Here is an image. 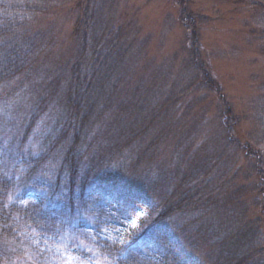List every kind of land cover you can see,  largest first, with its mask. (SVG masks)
<instances>
[{
    "label": "rangeland",
    "instance_id": "obj_1",
    "mask_svg": "<svg viewBox=\"0 0 264 264\" xmlns=\"http://www.w3.org/2000/svg\"><path fill=\"white\" fill-rule=\"evenodd\" d=\"M17 4L30 10L10 26L9 40L29 42L24 45L28 54L20 58L18 70L14 67L16 75L0 76L1 122H19V106L10 109L11 101L25 103L22 108L32 102L27 107L31 115L41 110L44 125H53L46 119L49 113L52 118L69 115L67 104L74 95L78 104L80 97L90 100V92L97 90L101 106L80 108L81 116L72 117L71 124L85 123L81 144L94 155L91 164L124 172L127 184L147 195L143 209L129 221L123 209L95 210L103 215V242L115 237L110 232L129 234L165 211L176 194L197 188L203 200L198 218L184 214V208L178 218L170 217L180 223L182 237L196 240L193 246L203 264H222L223 253L241 249L250 233L236 228L239 221L251 224L262 217L255 188L257 174L264 172V0ZM78 65L80 73L74 69ZM81 80L93 90L79 87ZM9 109L15 110L14 117ZM8 111L12 119L7 122L3 113ZM0 130L8 129L4 125ZM113 144L119 152L109 154L107 147ZM190 171L193 180H184ZM205 219L216 224V237ZM70 233L71 227L64 225L60 237L57 233L36 243L47 250L42 264H90L82 256L87 249L83 241L70 253ZM216 244L220 247L213 249Z\"/></svg>",
    "mask_w": 264,
    "mask_h": 264
},
{
    "label": "trees",
    "instance_id": "obj_2",
    "mask_svg": "<svg viewBox=\"0 0 264 264\" xmlns=\"http://www.w3.org/2000/svg\"><path fill=\"white\" fill-rule=\"evenodd\" d=\"M17 1L0 0V76L3 74L2 77L6 75L7 78L12 73L16 75L22 62L20 58L23 54H28L24 45L29 42L19 38L15 45L9 40L12 33L10 26H14L25 13L28 15L30 10L29 7L17 4ZM178 2L182 5V2ZM181 20L187 23L183 18ZM74 69H79L80 73L82 66L78 65ZM77 85L88 92L89 89L93 90L87 84L84 86L83 80ZM90 95V100L80 97L78 104L74 95L73 100L71 98L67 104L69 115L54 114L52 118L49 113L46 119L55 121L56 124L53 125H44L40 118L41 110L34 116L31 115L27 107L33 105L32 102L26 104L24 109L20 105L25 103L16 105L11 101L10 109L16 106L20 109L17 110L19 115L15 116L19 122L14 119V126H8L0 120V127L3 129L5 125L8 129L3 132L0 130V264H42L40 258L46 256L47 250L43 245L39 248L36 243L57 233L60 237L64 225L71 227L73 246L83 241L88 248H92L91 255H100L106 264H203L196 254V240L191 242L190 237L184 239L180 223L177 224V219L170 218L181 216L184 209V214L189 213V216L198 218L202 213L203 200L198 198L197 188H190L192 193L176 194V198L168 201V205L164 207L165 211L157 213L153 220L141 222L129 234L116 236L119 241L106 238L105 243L103 242L101 228L98 227L104 225V219L95 210L103 206L113 213L117 209H123L128 216L126 221H129L136 210L143 209L147 195L127 184L129 177L124 172L112 167H108L106 171L101 163L91 164L89 161H92L94 155L88 152L89 147L81 144L85 123L82 124L81 119L76 127L71 122L75 115L81 116L80 108L82 111L88 105L92 108L101 106L98 91H92ZM9 111L3 113L7 122L12 119L10 115L14 117L15 112L12 110L9 115ZM5 143L16 146L4 147ZM28 145L30 149L27 148ZM112 146L114 148L107 147L109 154L119 152L118 147L114 144ZM78 150L83 155H78ZM94 173L96 176H93ZM190 174L191 171L183 179L193 180ZM257 177L258 187L255 190L260 196L257 200H262L257 205L261 208L262 217L251 224L239 221L236 228H245L250 233V240H244L241 249L234 247L223 253L222 264H264V172L257 174ZM141 188L145 190L143 186ZM84 198L83 202L79 201ZM57 206L62 208L59 210ZM75 210H85V220H77ZM205 213L209 214L210 211ZM240 215L242 217L244 213L240 212ZM205 221L207 222L206 219ZM207 224L211 235L216 237L213 231L216 224L211 221ZM195 232L200 233L197 228ZM211 247L215 249L220 246L216 244ZM49 255L52 256V253Z\"/></svg>",
    "mask_w": 264,
    "mask_h": 264
}]
</instances>
